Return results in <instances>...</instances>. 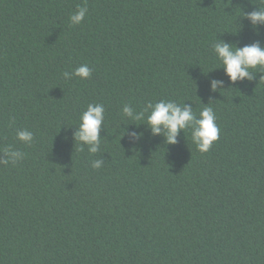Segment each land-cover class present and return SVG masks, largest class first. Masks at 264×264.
Listing matches in <instances>:
<instances>
[{"label":"trees","instance_id":"obj_1","mask_svg":"<svg viewBox=\"0 0 264 264\" xmlns=\"http://www.w3.org/2000/svg\"><path fill=\"white\" fill-rule=\"evenodd\" d=\"M260 7L0 0V149L25 153L0 164V264H264V73L233 84L212 49L218 40L264 47V25L242 17ZM82 64L89 79H65ZM161 99L197 115L214 109L220 134L208 152L190 131L166 144L122 117L126 103L142 111ZM96 103L105 120L101 151L90 154L74 133ZM23 129L30 146L16 139Z\"/></svg>","mask_w":264,"mask_h":264},{"label":"clouds","instance_id":"obj_2","mask_svg":"<svg viewBox=\"0 0 264 264\" xmlns=\"http://www.w3.org/2000/svg\"><path fill=\"white\" fill-rule=\"evenodd\" d=\"M88 13L87 6H78L77 10L69 17L72 25H80ZM242 17L249 20L253 26L264 25V0H261V7L258 11L250 13L242 12ZM216 58L221 62L225 74L231 83L252 80V69H258L257 73H264V47L257 43L235 46L218 40L212 45ZM65 79L73 77L87 80L92 75V69L87 64L76 67L73 71L63 73ZM264 78V76H261ZM223 90V81L213 80L212 91ZM205 105V104H204ZM147 114V115H146ZM122 117L129 121H145L153 135L163 132L166 144H176L177 136L183 132L190 131L191 141L201 153L208 152L213 144L218 141L220 128L217 124V116L211 106L205 105L197 115L189 104L177 103L173 100L161 99L155 103L148 102L142 111H136L129 104H124ZM105 120V106L102 103L88 104L85 111L80 115L79 126L74 133V140L80 145L79 150L83 151L87 146L90 154L101 151L102 137L100 131ZM134 139H139L142 133L133 132L130 134ZM16 139L25 145L30 146L34 141L33 132L23 129L17 130ZM9 158L0 161V164L15 166L25 158V153L12 146L0 149ZM103 165L102 159H95L91 166L99 169Z\"/></svg>","mask_w":264,"mask_h":264}]
</instances>
